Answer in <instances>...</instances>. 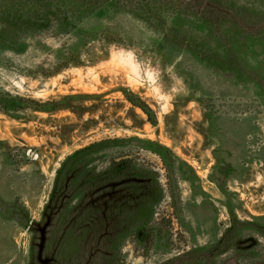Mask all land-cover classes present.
I'll return each instance as SVG.
<instances>
[{
    "label": "rangeland",
    "instance_id": "obj_1",
    "mask_svg": "<svg viewBox=\"0 0 264 264\" xmlns=\"http://www.w3.org/2000/svg\"><path fill=\"white\" fill-rule=\"evenodd\" d=\"M44 4L0 0V264L102 221L106 264H264V0Z\"/></svg>",
    "mask_w": 264,
    "mask_h": 264
},
{
    "label": "trees",
    "instance_id": "obj_2",
    "mask_svg": "<svg viewBox=\"0 0 264 264\" xmlns=\"http://www.w3.org/2000/svg\"><path fill=\"white\" fill-rule=\"evenodd\" d=\"M51 1V0H36V2L39 5H43L46 6V3ZM44 2V3H43ZM30 19L29 22L30 24H38V27H41L42 21L46 18L45 14H30ZM121 185V182H109L107 185L101 186L100 188H98L97 193H98V198L97 200H95L96 203V207L95 211L97 209V217H101L103 218L104 215H108L110 213V206L111 205H115V206H120L122 204H124V198L126 197V195H122L119 190L117 189L118 186ZM107 203V204H106ZM116 213V212H115ZM100 220V219H99ZM97 220V221H99ZM100 223V221H99ZM100 226L98 230H95V234H98V236H95V246L93 249H91L92 251H87V253H84V251H82V254H80L81 257H86L87 260L89 259H93L95 256V264H106V251H104L105 246H104V239L107 238L108 234L107 232H104V224L103 221L100 223ZM108 226V225H107ZM106 226V228H108ZM105 228V231H106ZM101 255H99V254ZM99 258V259H98ZM40 264H43L42 262ZM47 264V263H45Z\"/></svg>",
    "mask_w": 264,
    "mask_h": 264
}]
</instances>
